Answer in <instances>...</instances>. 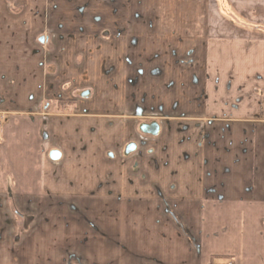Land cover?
Segmentation results:
<instances>
[{
	"label": "crops",
	"instance_id": "0c3cea01",
	"mask_svg": "<svg viewBox=\"0 0 264 264\" xmlns=\"http://www.w3.org/2000/svg\"><path fill=\"white\" fill-rule=\"evenodd\" d=\"M77 256L264 264V0H0V264Z\"/></svg>",
	"mask_w": 264,
	"mask_h": 264
},
{
	"label": "flooded vegetation",
	"instance_id": "af4514ba",
	"mask_svg": "<svg viewBox=\"0 0 264 264\" xmlns=\"http://www.w3.org/2000/svg\"><path fill=\"white\" fill-rule=\"evenodd\" d=\"M52 37H50V35H44L43 37H41V41L43 43H49L51 41ZM48 51H50V49H48ZM79 95H88V92L87 91H82L81 93H79ZM38 115L39 117L42 119V120H45L47 118V116L49 115L48 113H46L43 109L38 111ZM123 117L124 119H127V118H132V117H135V118H143L147 121H156L157 123H160L162 120H163V115L161 113H156V112H152V113H147V114H144L143 111H139V113H130V114H127V115H123L122 116H119V118ZM155 126L156 124L153 123V124H140L139 125V130H140V137L137 141H130L129 143H127L124 148H123V154L124 155H130L132 153H134L136 151V149L139 147V145L145 143V140H146V136L148 133H155V131H148L146 129H148L149 127H154V130H155ZM130 145H134V149L130 150V151H126L127 150V147L130 146ZM60 154V153H59ZM60 157V156H59ZM58 159V158H57ZM57 159H52V160H57ZM74 259L73 260H68L67 264H76L74 262V260H76V257H73ZM80 264V263H79Z\"/></svg>",
	"mask_w": 264,
	"mask_h": 264
},
{
	"label": "rangeland",
	"instance_id": "374dc122",
	"mask_svg": "<svg viewBox=\"0 0 264 264\" xmlns=\"http://www.w3.org/2000/svg\"><path fill=\"white\" fill-rule=\"evenodd\" d=\"M109 53H112V52H106V54L108 55ZM114 53V52H113ZM113 56H114V54H113ZM58 111H60V110H58ZM69 111V110H68ZM53 141V140H52ZM54 141H55V139H54ZM79 201H81V199H78ZM74 218V220L75 221H77V222H80L81 223V221L83 222V226L85 227V226H91L90 224H93L94 225V227H98V222H96V221H93L92 219H90L88 216H86V215H77V216H74L73 217ZM82 235H84L82 238H84L85 236H86V234L83 232V234ZM93 236V234L92 233H90V237H92ZM99 236H100V234H97L95 237H92V238H99ZM74 262L76 263V264H89V263H87L86 261H84V260H82V259H80L79 258V256H77L76 257V260H74Z\"/></svg>",
	"mask_w": 264,
	"mask_h": 264
},
{
	"label": "water",
	"instance_id": "95a60500",
	"mask_svg": "<svg viewBox=\"0 0 264 264\" xmlns=\"http://www.w3.org/2000/svg\"><path fill=\"white\" fill-rule=\"evenodd\" d=\"M132 149H134V145L128 146L126 151L128 152V151H130ZM49 156H50L51 159H57V158H59L60 154H59L58 151L53 150V151L50 152Z\"/></svg>",
	"mask_w": 264,
	"mask_h": 264
}]
</instances>
